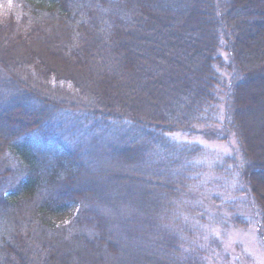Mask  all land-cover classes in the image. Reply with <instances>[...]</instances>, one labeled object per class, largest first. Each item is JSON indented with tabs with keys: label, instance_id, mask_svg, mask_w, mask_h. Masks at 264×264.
<instances>
[{
	"label": "trees",
	"instance_id": "1",
	"mask_svg": "<svg viewBox=\"0 0 264 264\" xmlns=\"http://www.w3.org/2000/svg\"><path fill=\"white\" fill-rule=\"evenodd\" d=\"M92 54L116 91L69 101ZM0 73V264H210L215 184L178 134L238 142L264 221V0H0Z\"/></svg>",
	"mask_w": 264,
	"mask_h": 264
},
{
	"label": "rangeland",
	"instance_id": "2",
	"mask_svg": "<svg viewBox=\"0 0 264 264\" xmlns=\"http://www.w3.org/2000/svg\"><path fill=\"white\" fill-rule=\"evenodd\" d=\"M85 63L86 65L84 70L88 77L91 78L89 83L91 86L82 84L81 94L80 92L77 93L78 91H75L72 86H68L67 94H69V98L67 99L77 103L78 100L81 101L80 99L87 96L88 93L94 92L97 96H99V100L102 103L104 102L103 99L105 97L102 93H106L108 90L111 92L116 91L115 88L117 87V84H114V82L110 80V87L105 88L99 82L100 79L96 78L99 75L103 76L106 74L103 60L99 57L94 58L92 54ZM13 72L14 74L18 73L17 70H13ZM1 77L3 79V76ZM108 79L109 78H107V81ZM35 85L37 84L35 83ZM32 88L37 91H44L43 93L46 92L50 96L58 95L57 92L59 93V91H61V89H54L53 87L48 90L40 87V85L33 86ZM64 91L67 92L66 90ZM106 98L110 99V96L107 94ZM224 107L223 102L219 108V114L217 115L219 122L218 126L223 123V121H221V119H223V112L221 111H224ZM212 126L217 125L213 124ZM175 139L179 142L195 143L201 147L202 154H199L193 162L197 167H201L204 170V178L214 182L215 184L212 192V189L210 188V192L213 196L211 199L205 201L209 208L206 212L208 214L204 216L203 220L200 218V214H194L195 218L192 217V219H198V222L191 220V222L193 221L197 223L195 224L197 228L200 224L202 225H200L198 231L200 242H209L211 244L215 242V244H217V247L214 246L213 253L210 254L212 262L209 263L264 264L263 218L257 208L248 206V203L247 205L243 204L246 200L248 201V197L246 199V197H243L242 193L240 194L238 192L236 176H234L233 173H230V169L234 167V161H232V159L242 163L243 155L238 142L234 138H232L229 143H226L214 138L196 136L188 137V135L182 134L176 135ZM227 157H229V165L227 164V161H225ZM216 166L229 169V175H227L224 170H217ZM235 190L238 194H235ZM218 200L222 203L219 204ZM249 200L252 203V199L250 197ZM241 204L243 206V211L236 209L235 212H231L229 210V207L232 205L241 209ZM217 205H219V207ZM218 208L221 209L218 210ZM217 214L222 215L224 219L221 221L220 218H222V216H218ZM234 215H239L242 218V221L247 223L246 226L243 227L233 224L230 221V218ZM22 257L27 258V254L24 253Z\"/></svg>",
	"mask_w": 264,
	"mask_h": 264
}]
</instances>
